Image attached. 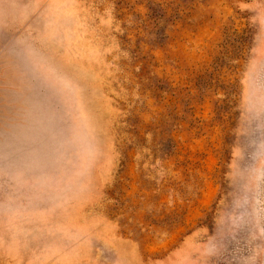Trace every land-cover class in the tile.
I'll list each match as a JSON object with an SVG mask.
<instances>
[{
	"label": "rangeland",
	"instance_id": "1",
	"mask_svg": "<svg viewBox=\"0 0 264 264\" xmlns=\"http://www.w3.org/2000/svg\"><path fill=\"white\" fill-rule=\"evenodd\" d=\"M0 264H264V0H0Z\"/></svg>",
	"mask_w": 264,
	"mask_h": 264
}]
</instances>
